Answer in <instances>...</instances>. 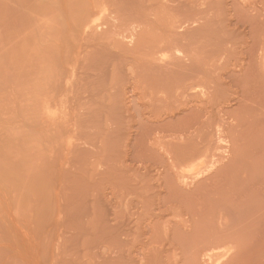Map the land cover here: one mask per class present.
Instances as JSON below:
<instances>
[{
	"label": "rangeland",
	"instance_id": "1",
	"mask_svg": "<svg viewBox=\"0 0 264 264\" xmlns=\"http://www.w3.org/2000/svg\"><path fill=\"white\" fill-rule=\"evenodd\" d=\"M0 264H264V0H0Z\"/></svg>",
	"mask_w": 264,
	"mask_h": 264
}]
</instances>
